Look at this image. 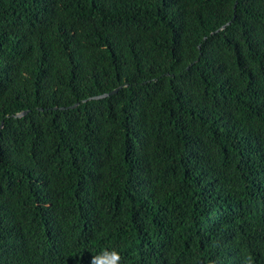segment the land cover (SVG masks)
Wrapping results in <instances>:
<instances>
[{
  "label": "trees",
  "instance_id": "trees-1",
  "mask_svg": "<svg viewBox=\"0 0 264 264\" xmlns=\"http://www.w3.org/2000/svg\"><path fill=\"white\" fill-rule=\"evenodd\" d=\"M0 125V264H264V0H0Z\"/></svg>",
  "mask_w": 264,
  "mask_h": 264
},
{
  "label": "clouds",
  "instance_id": "clouds-1",
  "mask_svg": "<svg viewBox=\"0 0 264 264\" xmlns=\"http://www.w3.org/2000/svg\"><path fill=\"white\" fill-rule=\"evenodd\" d=\"M120 255L115 251L104 252L99 256L93 257L90 264H119Z\"/></svg>",
  "mask_w": 264,
  "mask_h": 264
},
{
  "label": "water",
  "instance_id": "water-1",
  "mask_svg": "<svg viewBox=\"0 0 264 264\" xmlns=\"http://www.w3.org/2000/svg\"><path fill=\"white\" fill-rule=\"evenodd\" d=\"M224 27V26H223ZM222 27V28H223ZM117 90H113L112 92H110V93H106V94H102V95H99V96H95V97H91V98H89V99H99V98H103V97H106V96H108V95H110V94H112V93H115ZM76 105H74V106H72V108H74ZM27 112L26 111H24V112H22V113H18V114H16L15 115V117H22L23 115H25ZM0 128H1V125H0Z\"/></svg>",
  "mask_w": 264,
  "mask_h": 264
}]
</instances>
